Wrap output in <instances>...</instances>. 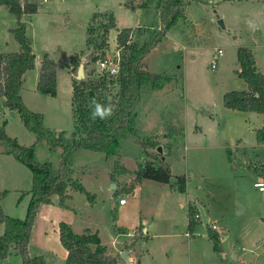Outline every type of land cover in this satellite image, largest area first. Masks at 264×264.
<instances>
[{
    "label": "rangeland",
    "instance_id": "rangeland-1",
    "mask_svg": "<svg viewBox=\"0 0 264 264\" xmlns=\"http://www.w3.org/2000/svg\"><path fill=\"white\" fill-rule=\"evenodd\" d=\"M132 1L126 0L125 4L131 5ZM140 1L143 5L140 23L152 27L156 21V0ZM116 2L56 0L52 7L49 5L50 14L41 9L37 15L21 14L26 24L21 16L20 20L27 26L25 37L34 54L64 62H69L73 54L71 59L82 65L86 63L85 78L87 70L95 66L90 63L91 57L101 52L85 44L86 28L91 27L95 32L90 36L91 43L99 44L98 34L106 15L114 10L117 17L122 16V12L114 9ZM57 3L61 8H57ZM181 8L186 19L178 20L144 60L147 70L160 73L161 77L144 79L140 84L133 110L136 131L118 142L114 154L87 149L72 153L71 176L81 183L92 200L72 190V197L63 199L61 204L55 197L53 203L39 204L27 242L29 257H40L42 264H63L65 250L58 240L59 224L63 223L74 233H81L85 226L94 227L104 242L115 232L126 230L124 233L136 235L139 229L143 235L148 230L151 239L142 240L139 248H155L166 257L172 254L169 264H264V192L252 187L253 181L264 182V132L261 141L256 140L255 133L256 129L264 128V114L251 115L222 106L225 92L246 88L244 80L236 75L235 42L255 54L257 65L264 73V0H181ZM96 10L106 15L90 21L92 11ZM125 13L123 24L126 25ZM217 19L222 20L223 28L216 24ZM15 26L14 15L0 9V51L18 49L10 32ZM113 29L102 47L103 55L109 57L119 50ZM217 49L222 55L216 68L210 69L209 62ZM58 68L54 95L35 90L34 67L24 73L19 95L28 110L41 116L44 128L69 135L71 76L65 67ZM70 71L74 76L75 71ZM2 124L5 134L15 138L19 145H33L34 161L57 170L60 149L52 150L44 140L36 141L18 114L2 105L0 99ZM220 140L228 149L232 167L225 149H217ZM185 141L189 147H184ZM157 145H161L162 160L169 165L172 179L182 174L193 175L187 183L189 187H197L201 191L198 196L208 203L207 227L215 223L223 237L220 247L231 246L229 250L225 247L222 255L220 250L212 249L208 238H200L196 230L203 229L207 237L202 223H196L191 235H185V201L177 191L166 195V191H171L169 185L141 179L133 194L127 192L129 184L135 182L139 164L145 161L158 164ZM7 150L0 142V191H4L0 207L9 217L23 218L30 196L31 174ZM119 167L123 172L117 171ZM120 197L125 199L123 206L118 204ZM2 229L0 225V234ZM133 235L131 238L121 235L119 248L123 249L130 239L140 240ZM188 239H192L189 244ZM0 264H22V260L19 255L9 253L0 259ZM152 264L164 263L157 259Z\"/></svg>",
    "mask_w": 264,
    "mask_h": 264
},
{
    "label": "trees",
    "instance_id": "trees-1",
    "mask_svg": "<svg viewBox=\"0 0 264 264\" xmlns=\"http://www.w3.org/2000/svg\"><path fill=\"white\" fill-rule=\"evenodd\" d=\"M0 6H5L15 17L16 26L10 29V32L19 47L17 52L0 53V97L4 98L3 105L18 114L23 126L34 134L36 141L44 140L49 149H60L58 167L53 173L49 164H39L34 161L33 145L27 147L19 145L15 138L5 134L3 124L0 125V142L7 146L8 154L29 168L31 174V186L28 191L30 196L25 216L22 219L9 217L0 207V225L3 227L0 234V259L13 252L21 257L22 264H42L40 257H29L27 252L28 237L39 204H50L52 195H56L58 203L61 204L67 197L65 194L67 187L84 193L92 200V196L81 183L71 177V155L78 149L114 154L118 142L136 131L133 110L139 97L140 84L144 79L161 77L159 74L148 72L144 60L166 32L183 18V10L181 0H156V21L152 27L143 23L132 28H121L116 34L119 64L114 77L96 76L92 67L87 70L86 77L80 80H75L71 75L72 130L67 135L62 131L44 128L41 125V116L28 110L19 95L23 73L34 66V55L25 37V27L20 16L23 13H35L36 3H29L27 0H0ZM142 6L139 4L136 7L142 8ZM103 15H106L105 12H93L89 20ZM105 20L98 34L99 44L91 43L90 36L95 32L91 27L86 28L85 44L101 50L98 55L91 57L90 63L103 56L102 47L106 46L104 43L107 34L115 27L111 12L106 15ZM133 34L140 38H134ZM235 58L238 63L236 75L244 80L246 89L225 92L222 95V106L235 111L264 113V75L256 69L252 53L246 46L236 48ZM73 59L70 58L68 64L63 62L56 64L43 55L39 61L35 90L41 94L54 95L55 69L67 67L71 74L70 70L76 71L79 65V62ZM85 64L83 69H86ZM92 101L111 107L113 114L103 120L99 118L91 120L90 113L94 108V105L90 107ZM263 132L264 128L256 129L257 141L263 139ZM225 150L228 155V149ZM157 160L158 164H154V161H145L138 165L135 182L129 184L127 192L141 179L169 183L172 177L169 165L160 157H157ZM117 171L123 172V169L119 167ZM187 181L188 177L183 174L174 177L173 185L176 191L184 192ZM3 195L4 191H0V199ZM196 212L195 206L187 204L186 232L190 235L195 224L201 222L194 219ZM206 230L212 249L218 251V235L210 227H206ZM58 240L66 252L63 264H115L116 262L115 257L105 253V248L99 243L96 233L88 229L74 233L66 224L60 223Z\"/></svg>",
    "mask_w": 264,
    "mask_h": 264
},
{
    "label": "crops",
    "instance_id": "crops-1",
    "mask_svg": "<svg viewBox=\"0 0 264 264\" xmlns=\"http://www.w3.org/2000/svg\"><path fill=\"white\" fill-rule=\"evenodd\" d=\"M29 3H36V1L34 2L33 0H27ZM55 1L56 0H48L47 2H45V3H41V4H39V3H36V5H37V10H36V12L35 13H30V14H23L22 16H26V15H28V16H31V15H37L38 13H39V11L40 12H42V11H45L44 13H47V14H50L51 13V10H50V6L52 7V4H54L55 3ZM126 0H117V2H116V6L114 7V9L115 8H117L118 10H119V12H122V16H123V18H122V16H120L121 18H119V16L117 17V15L114 13V10L113 11H110L112 14H113V17H114V22H115V27H114V29H113V31H114V37L116 36V34H117V32L121 29V28H127V27H130V28H132V27H135V26H138L139 24H141L140 22H142L143 21V19H142V17H141V15H140V8H137L136 6H137V4H141V1L139 2V0H136V2H134V0L131 2V5H133V6H135L134 8H129L128 6L130 5V4H125L126 2H125ZM233 1V0H232ZM242 1H244V0H242ZM50 5V6H49ZM66 7V5L63 7V8H65ZM119 7V8H118ZM54 8H56V6L54 7ZM57 8L59 9V8H61L60 7V5L57 3ZM0 9H5V10H7L6 9V7L5 6H0ZM41 9H42V11H41ZM107 10V9H106ZM93 12H101V10L100 11H92V13ZM123 12H126L125 14H127L125 17H127V24L125 25V24H123L124 23V14H123ZM22 16H21V20L26 24V21H25V19H23L22 18ZM182 19H186V13H185V11H183V18H181V19H179V20H182ZM117 29V30H116ZM110 31V30H109ZM25 34H27V26H25ZM27 36V35H26ZM165 36H166V34H165ZM164 36V37H165ZM163 37V38H164ZM29 39V38H28ZM254 40V39H253ZM233 41H235V39L233 38ZM255 42V41H254ZM31 44V43H30ZM31 46V45H30ZM238 47V43L237 42H235L234 44H233V48H234V50L236 51V48ZM31 48V52L33 53V50H32V47H30ZM18 49H19V47H18ZM18 49L16 50V51H10V52H17L18 51ZM0 53H9V52H6V51H0ZM252 53V52H251ZM33 55H34V69L36 70V73H37V76H36V82H37V77H38V67H39V61H40V58L42 57H38L37 56V54H34L33 53ZM45 55V54H44ZM73 55V54H72ZM70 56L69 57V59L71 58V57H73V56ZM221 55H222V51H221ZM252 56H253V60H254V65H255V67H256V69L259 71V72H261L263 75H264V73L262 72V68L261 67H259L258 65H257V62H256V56H255V54L254 53H252ZM50 59H52L56 64H58V62H63V63H65V64H68V61L67 62H64V61H62L61 59H59V60H57V59H54V58H52V57H49ZM68 59V60H69ZM236 59V58H235ZM236 64L238 65V63H237V61H236ZM66 68V70H67V73H68V75H70L71 76V74H70V72H69V69L67 68V67H65ZM58 67L55 69V88H56V85H57V80H58ZM26 72V71H25ZM24 72V73H25ZM149 72V71H148ZM24 73H23V75H22V83H21V86H20V89H19V92H20V90L22 89V84H23V81H24ZM151 73V72H150ZM155 74H160V73H156L155 72ZM69 82H70V80H69ZM246 85V84H245ZM36 86V85H35ZM69 89H70V93H71V84L69 85ZM244 89H246V88H244ZM243 89V90H244ZM0 99H1V101H2V105H3V102H4V98L3 97H0ZM247 113H253V114H251V115H256V114H264V113H255V112H247ZM34 138H35V136H34ZM224 143V142H223ZM222 142H221V140L219 141V143H217L219 146H217V149H227V148H225L224 147V144H223ZM184 147L186 146V147H189L188 146V144H186V141L184 142ZM195 146V145H194ZM185 147V148H186ZM195 147H197V146H195ZM226 150H224V152H225ZM226 156H227V160H228V164H229V166L230 167H232L230 164V161H229V156L226 154ZM170 168V167H169ZM53 173H55L56 171H53V170H51ZM171 173V172H170ZM172 175V174H171ZM191 177L193 176V175H190ZM72 177V176H71ZM189 177V176H188ZM191 177H189V180H190V178ZM73 178V177H72ZM115 178V177H114ZM128 178H130V177H128ZM132 178V177H131ZM73 179H75V178H73ZM256 181H258V180H256ZM254 182V181H253ZM252 182V183H253ZM173 183H174V179H172V178H170V181H169V183H167V185H169V190H171V191H166L165 192V194L166 195H169L171 192H176V189H175V186L173 185ZM137 185H141V182H137L134 186H133V188L131 189V190H129V194H133V192H134V189L137 187ZM111 187H113V185L111 186ZM252 187H253V185H252ZM67 188H69V187H67ZM67 188H66V190H65V194L67 195V198H65V199H69V198H71L72 197V189L69 191V190H67ZM253 188H255V187H253ZM256 189V188H255ZM75 191V190H74ZM258 192H264V189L262 190V191H259V190H257ZM178 192V191H177ZM178 193H181V192H178ZM200 193H201V191L197 188V187H189V184L188 183H186V185H185V190H184V192H182L181 193V195L183 196V199H184V201H185V216H186V210H187V204H190L191 206H195V205H197V206H199V207H201L202 208V211H203V213H204V216H205V219H206V224H205V227H207V225H208V215H207V207H205V206H207L208 205V203L206 202H204L198 195H200ZM208 193V192H207ZM53 197H55L56 199H58L57 198V196L56 195H52L50 198V200H51V203H53ZM57 201V200H56ZM126 204V202L124 203V204H119L120 206H123V205H125ZM196 207V206H195ZM210 212V211H209ZM208 212V213H209ZM19 219H22V218H19ZM186 223H187V218H186ZM185 223V224H186ZM201 223V222H200ZM212 224H210V225H214V231L216 232V234L218 235V238H219V242H221V243H223V237L220 235V230H218V228H217V226L215 225V223H213V222H211ZM69 227V226H68ZM210 227V226H209ZM70 228V227H69ZM121 228H124V226H121ZM84 229H88L89 231H92L93 233H96V235H97V237H98V239H99V243L102 245V246H104V248H105V253L106 254H108V255H111V256H113V257H115L116 258V262H115V264H152L155 260H157V259H159L160 260V262H162V263H164V264H169V261H170V258H171V256H172V254H169V256H167L166 257V254L164 253V255H162V254H160L159 253V250H155V248H154V250H150L148 247H146V248H139V243L142 241V240H144V242H146L147 240H150L151 239V236L149 235V233H148V230H145L144 231V233H143V235H141V234H139V232H140V230L139 229H137V231L134 233V234H136V235H133L132 233H128V232H126V233H117V232H115L114 234H113V236L112 237H110L109 238V241H106V242H104L102 239H101V237L99 236V234L97 233V230L94 228V227H86L85 226V228H83V230ZM82 230V231H83ZM123 230H121V232H122ZM197 231V233H199V236H202V237H200L201 239H205V240H207V237L205 236V233H203V229H201V230H196ZM121 235H125V236H128V237H130L131 238V235H133L135 238H139L140 240L139 241H132L130 238V240H128V241H126V244H124V248L123 249H121V248H119V245L122 243V240L118 243V239H119V237H121ZM185 235L187 236H189V234L187 233V232H185ZM153 236V235H152ZM194 236V235H193ZM191 240L192 239H188V240H186L187 241V243L189 244L190 242H191ZM209 240V239H208ZM188 244H186L187 246H188ZM224 246V248L225 247H227V249L229 250L230 249V245H223ZM224 248L223 247H220V245H219V254L220 255H222V253L224 252ZM121 251H124L125 252V255H126V258H122L121 256H120V252ZM10 253H13V252H10ZM15 254V253H14ZM65 255H66V252H65ZM64 255V256H65ZM233 256V255H232ZM65 258V257H64Z\"/></svg>",
    "mask_w": 264,
    "mask_h": 264
},
{
    "label": "built area",
    "instance_id": "built-area-1",
    "mask_svg": "<svg viewBox=\"0 0 264 264\" xmlns=\"http://www.w3.org/2000/svg\"><path fill=\"white\" fill-rule=\"evenodd\" d=\"M47 1L48 0H36V3L41 4ZM220 55H221V50L217 49L212 55V58L209 62L210 69L216 68L217 61ZM94 64H95L94 69L96 76H106L107 78L114 77L118 71V64H119L118 51H115V53L111 55V57L105 55L98 57L95 60ZM252 185L259 191H262L264 189V182L261 180L254 181ZM124 203H125V199L123 197L118 198V204H124ZM194 219H196L197 221H201L198 210L194 214ZM210 228L214 229V225H210Z\"/></svg>",
    "mask_w": 264,
    "mask_h": 264
},
{
    "label": "water",
    "instance_id": "water-1",
    "mask_svg": "<svg viewBox=\"0 0 264 264\" xmlns=\"http://www.w3.org/2000/svg\"><path fill=\"white\" fill-rule=\"evenodd\" d=\"M216 24H218L221 28L224 27L221 19H217V20H216ZM82 60H85V59L82 58ZM73 77H74L75 80H80V79L83 78V65H82V64H79V65L77 66V69H76V71H75V75H74ZM155 152H156L157 154L160 155V158H161V160H162V159H163V155H162V148H161V145H157V146L155 147ZM197 210H198L199 215H200L201 223H202L203 225H205V224H206V219H205L204 213H203V211H202V208L198 206V209H197ZM120 256H121L122 258H126L125 252H124V251H121V252H120Z\"/></svg>",
    "mask_w": 264,
    "mask_h": 264
},
{
    "label": "clouds",
    "instance_id": "clouds-1",
    "mask_svg": "<svg viewBox=\"0 0 264 264\" xmlns=\"http://www.w3.org/2000/svg\"><path fill=\"white\" fill-rule=\"evenodd\" d=\"M92 105H94V108L90 113L91 120H95L97 118L103 120L110 117L113 114V109L111 107L102 106L99 103H96L95 101H92L90 107H92Z\"/></svg>",
    "mask_w": 264,
    "mask_h": 264
}]
</instances>
